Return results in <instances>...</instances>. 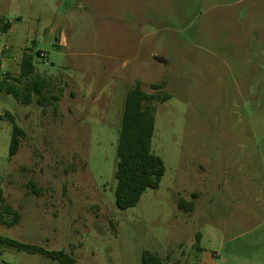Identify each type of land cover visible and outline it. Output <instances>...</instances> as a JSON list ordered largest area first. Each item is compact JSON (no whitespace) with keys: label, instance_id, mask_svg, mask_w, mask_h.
I'll return each instance as SVG.
<instances>
[{"label":"rangeland","instance_id":"rangeland-1","mask_svg":"<svg viewBox=\"0 0 264 264\" xmlns=\"http://www.w3.org/2000/svg\"><path fill=\"white\" fill-rule=\"evenodd\" d=\"M25 52L48 99L0 90V196L20 214L0 235L78 264H142L145 250L264 264V0H0V75L21 88ZM137 82L158 97L152 152L166 171L121 210L117 148ZM8 114L25 131L12 158ZM0 264L60 263L0 243Z\"/></svg>","mask_w":264,"mask_h":264},{"label":"trees","instance_id":"trees-1","mask_svg":"<svg viewBox=\"0 0 264 264\" xmlns=\"http://www.w3.org/2000/svg\"><path fill=\"white\" fill-rule=\"evenodd\" d=\"M36 70L34 56L25 52L21 59L20 75L13 79L19 84L26 82L24 87L21 88L12 83L11 75L7 74L5 77L0 75V90L22 100L25 104H32L35 99L41 103L42 98L48 99V84L43 76L36 73ZM157 98V96L147 94L141 82H137L126 95L115 171L117 180L115 202L121 210L136 206L146 190L157 189L166 171L163 159L152 152L156 117L151 102ZM166 99H169L168 96L164 98ZM10 118L13 131L9 156L12 158L20 149L25 131L12 116ZM178 206L182 210L190 211L194 207V202L181 199ZM7 215L13 216L11 221L6 219ZM19 220L20 214L11 207L4 206L3 198L0 196V225L13 226ZM200 237L201 235L198 236ZM0 243L18 251L43 255L60 264H78L77 260L64 250L50 251L41 246L27 244L3 235H0ZM142 264L166 263L153 252L145 250L142 254Z\"/></svg>","mask_w":264,"mask_h":264},{"label":"water","instance_id":"water-1","mask_svg":"<svg viewBox=\"0 0 264 264\" xmlns=\"http://www.w3.org/2000/svg\"><path fill=\"white\" fill-rule=\"evenodd\" d=\"M156 60H157V62L162 63V64H166V63H167V62H166L164 59H162V58H156Z\"/></svg>","mask_w":264,"mask_h":264}]
</instances>
